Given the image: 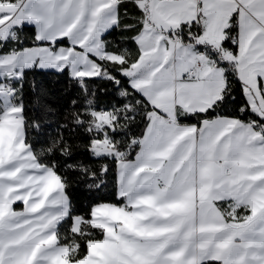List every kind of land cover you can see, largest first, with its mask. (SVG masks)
<instances>
[{"label": "crops", "instance_id": "0c3cea01", "mask_svg": "<svg viewBox=\"0 0 264 264\" xmlns=\"http://www.w3.org/2000/svg\"><path fill=\"white\" fill-rule=\"evenodd\" d=\"M67 1L80 10L73 28L78 31L83 29L81 35L86 28L88 31L83 37L66 38L70 46L64 47L62 53L55 50L61 54V59L51 57L53 64H70L69 58L81 51H88L94 59L118 65L124 63L122 55L105 51L101 41L102 36L118 23L117 1ZM198 1L138 0L135 3L138 9L144 11V28L135 41L139 57L124 74L129 78L133 90H150L152 103L167 112L168 116L162 119L152 113L153 126L145 129L147 137L143 135V143L139 145L135 158L121 161L116 193L123 199L124 206L99 204L92 208L90 225L101 229L104 236L99 241L88 242L86 257L76 261V264H224L225 259L232 264H255L256 261L264 264L261 255H257L258 252L264 255L262 238L245 233L244 240L240 239L246 227L255 225V231L264 228V139L246 125L243 126V133L235 131L237 127H242L235 119H220L208 124L218 132H215L216 137L208 138L196 125L178 124L172 115L174 105L183 114L203 112L219 100L224 87L216 65L205 61L203 56L185 57L183 61H178L175 49L179 47V42L174 34L169 35L170 31L174 33L181 25L195 20L199 15L204 29L199 42L215 43V47H219L224 40L223 33L229 17L238 4L234 0H204L199 8ZM240 5L244 7L241 15L258 21V18L250 17L247 1ZM22 21L29 23L22 14L7 36L0 39L10 38V33ZM248 41L251 43L252 39ZM239 52L240 49L237 56ZM92 53L96 55L92 56ZM24 54L19 58H5L0 61V68L6 71L13 63L19 64ZM177 64L180 67H174ZM191 67L196 76L188 80L187 72H192ZM170 70L173 77H179L181 72H185V75L158 85L161 76ZM99 71L100 67L91 63L86 65V70L78 71L75 75L81 78L98 76ZM194 81L196 86L191 85ZM210 82L211 88L217 89L219 95L216 94L204 106L203 100L211 97L212 90L202 85ZM107 115L98 114V121L105 122ZM19 129L18 119L6 117L0 122V145L3 148L0 162L3 161L2 156L13 155L10 151ZM214 140H220L223 149L219 155L212 150L217 155L216 164L204 159V151ZM244 142L247 144L244 145ZM236 143L244 148L237 146L232 150V145ZM245 156L247 164L243 162ZM35 169L41 188L55 193L57 197H52L46 206L44 202L38 205L35 202L36 205L30 209L23 202L20 213L11 210L8 217L2 219L0 224L7 226L6 231L11 239L0 241V261L3 264H69L66 261L69 248L59 246L55 234L57 224L68 210L61 193L62 184L46 167L36 165ZM216 202L224 204L228 221L214 205ZM239 208L248 209L249 215L237 219L236 211ZM48 217L51 220L45 222ZM81 223L79 219L72 220L71 231L78 233ZM18 240L28 243L17 245L15 242ZM17 248L23 250L25 255L10 259V253Z\"/></svg>", "mask_w": 264, "mask_h": 264}, {"label": "snow or ice", "instance_id": "6c2138e0", "mask_svg": "<svg viewBox=\"0 0 264 264\" xmlns=\"http://www.w3.org/2000/svg\"><path fill=\"white\" fill-rule=\"evenodd\" d=\"M17 2L18 0H9V3ZM19 2L22 6H26L23 4V0H19ZM123 2L124 0H122ZM132 2L136 3L137 0H132ZM137 11L140 18L143 19L144 11L142 9H137ZM248 11L256 17L264 15V0H254V3L248 6ZM125 13L127 14L126 8ZM242 13H244V7L238 4L236 11L229 17L227 28L223 33L224 40L221 41L218 48L199 42L204 30L199 15L195 20L181 25L174 33L170 31L169 35L175 34L179 42V47L175 49L178 61H183L185 57L203 56L205 61L216 65V71L220 73L224 81V89L220 92L219 100L205 108L200 114L202 122L212 124L215 120L236 119L252 131H258L264 138V113L256 110L260 103H264V72L256 73V89L253 94L248 90V86L237 71L236 56L242 39L240 20ZM133 27L143 30L144 25H131L128 26V29L131 30ZM32 32V25L22 21L18 25V31L10 33V39L5 38L0 41V61H4L7 57L19 58L21 54L34 50H43L52 56L57 55V51L54 50H59L61 53L65 51L63 36L45 41L37 30L36 34L30 35L26 42L23 34ZM139 35L140 31L132 39L137 41ZM10 42L15 47L9 48ZM75 47L78 45L74 46L73 50ZM167 50L168 46L165 44V51ZM223 52H228L233 59L231 61L224 60L221 55ZM95 55L92 53V56ZM69 59L70 64L48 68L45 67V57L40 55L23 56L19 64L13 63L6 71L4 68H0V122L6 117L18 119L20 129L17 131V138L13 140V143L22 140L24 147L30 152L34 151L37 144L41 145V152L46 151L49 157L48 162L42 163L60 179L64 186L63 199L68 204V210L65 213V220L57 226L58 230L65 221L79 219L83 222L90 219L91 208L96 207L98 203H107L102 197L97 199L100 191L107 187L110 176L114 182L119 183L121 161L125 160L137 145H142L143 140L132 135L129 127L122 126V120L130 119L135 122L139 116L142 121L147 122L146 128H151L153 126L152 113L162 119L168 116L167 112L152 103L153 94L150 90H136L133 93L137 96L136 104L144 106L142 113L134 110L132 104L126 102L129 93L128 89L124 87L123 76L117 77L108 73L103 64L98 62V58L97 61L92 60L88 51H81L77 56ZM91 63H97L105 75L83 78L75 75L78 71L86 70V65ZM174 67H180V65L177 64ZM30 72L35 75L55 77V89L49 92L45 85L37 83L35 75L29 80ZM185 72H181L179 77H173L170 70L161 76L158 85L165 84L170 79L182 78ZM124 73L127 74V70H124ZM193 75L194 73L187 72L189 80ZM98 81L106 82L111 87V91L109 92L108 88L97 89L95 85ZM61 85L65 87L62 89ZM230 86L232 87L230 88ZM202 87L210 90L211 82L208 85H202ZM102 93H107V98L111 103L104 105L98 103V97ZM26 96L30 98L26 100ZM120 98H124L125 102H122ZM237 100L240 101L238 108L232 109L231 106L236 104ZM218 107L224 109L225 112L235 111L238 114L222 116L217 112ZM176 108L177 106L174 105L172 115L174 119L178 120ZM104 113L108 114L110 123L98 121V114L103 115ZM129 113L132 114L129 115ZM184 115L192 117L197 113L185 112ZM61 117H63V121ZM53 130H55V135ZM147 134L146 131L144 137H147ZM125 137H131L127 145V152L120 147ZM70 174L75 177L78 182L77 187L82 189L85 194L84 206L89 208L87 217L82 213L74 214L72 212V197L67 193ZM22 204L23 201H14L13 211L16 209L22 211ZM6 227V225L0 224V241L6 238L11 239ZM70 229L71 225L69 224V232ZM254 229L255 225L246 227L240 234L241 241L244 240L245 233L251 236H260L264 241V228L259 231ZM87 234L91 235L92 233ZM61 235L64 240L70 239L67 233H61ZM15 243L26 245L28 241L18 240ZM86 243L77 244L76 258L70 260L69 264H76L77 260L86 257ZM57 244H59V237ZM262 251H264V243H262ZM24 255V251L17 248L16 251L10 253V259ZM257 255H261L264 259V255L261 253L258 252ZM0 264H3V261H0ZM224 264H232V262L225 259ZM255 264H259V261H256Z\"/></svg>", "mask_w": 264, "mask_h": 264}, {"label": "rangeland", "instance_id": "374dc122", "mask_svg": "<svg viewBox=\"0 0 264 264\" xmlns=\"http://www.w3.org/2000/svg\"><path fill=\"white\" fill-rule=\"evenodd\" d=\"M203 1L204 0L198 1L199 8H201V4L203 5ZM215 1L217 2V0ZM234 1L235 4L239 5L241 2L246 1L249 5H252L254 3V0ZM23 4H25L26 6H22L19 0L13 5L0 2V14H2L0 15V38H4L7 36L8 32L11 30L13 23H16L22 16V14H24L29 24L35 26L36 32L37 30H39L40 36L45 41L55 40L57 37L60 36H63L68 40L75 38L76 36L83 37L85 32L88 31V29L86 28V31H84L81 35L80 32H82L83 29L78 31L77 28H73L75 26V22H77L80 16V10H76V8L67 0H23ZM249 15L250 17L253 16L251 13ZM256 18H258V21H253L251 18H248L244 15L240 16L242 39L240 43V52L236 58V63L238 65L237 71L240 77L245 81V84L248 86V90L253 94H255L256 89V73L258 71L264 72V15H260ZM247 38L249 40L252 39L251 43H249V41L247 42ZM214 44L212 45L213 47L217 45ZM36 55L45 57V67L48 68L56 66L55 64H53L54 60L61 59V54H57L55 57H53L43 50H39V52L37 53L28 52L24 54V56ZM51 57H53V61ZM230 58L233 59L232 56ZM191 70L194 73L193 76L195 77L196 74L194 68L191 67ZM216 79L217 78H215L214 81H216ZM191 85L196 86V82H191ZM211 90V97L203 100L202 104L204 106H207L208 103L211 102L213 98H215L216 94L219 95L217 89L211 88ZM256 99H258V97H256ZM256 110L261 113H264V103H260L259 107ZM109 121L110 119L107 115V117H105V122ZM243 126L244 125H242V127H237L235 131H240L243 133ZM201 132L205 133L204 136L210 138L216 137L215 132H217V130H215L213 126L212 128L210 126H206L204 129H201ZM244 135L245 136H243V138L244 140H246L247 135L245 133ZM245 142L244 145L247 144ZM249 145L251 146V144ZM232 146V150L236 149L237 146L240 149L244 148L243 145L240 143L233 144ZM18 147L21 148L19 149ZM221 147L222 142H220V140L212 141L211 146L204 151L205 161L213 162L216 164L215 159L217 158V155H219V153L223 151ZM212 150H216L218 154L216 155V152L215 154H213ZM2 151L3 148L0 145V152ZM10 152L13 155L11 157L2 156L1 159L3 158V161L0 162V222L2 221V219L8 217L11 210L13 211L14 201L26 202L27 206L30 209V207L32 205H36V203L38 205L44 202L46 206L50 204L52 197L54 199L57 197L55 193L51 194L49 190L44 191L41 188V184L37 179V173L35 169L36 165L38 164L34 160L31 152L26 150L22 140H20V142L15 143L14 147L11 149ZM246 158L247 157L245 156L243 160L245 164H247ZM263 176L264 171L262 173V179ZM263 185L264 184H262V186ZM61 193L63 196V192ZM263 195L264 189L262 187V198ZM13 212L18 214L21 212V210L16 209ZM50 220L51 219L48 217L46 218L45 222Z\"/></svg>", "mask_w": 264, "mask_h": 264}, {"label": "trees", "instance_id": "16d2710c", "mask_svg": "<svg viewBox=\"0 0 264 264\" xmlns=\"http://www.w3.org/2000/svg\"><path fill=\"white\" fill-rule=\"evenodd\" d=\"M117 1V6L119 5V8H117L118 12V23L116 27L112 28L109 32H107L105 35L102 36L101 41L104 44V49L107 52H112V53H118V55H122L124 57V63L121 65L115 64V63H110L105 60H98V62L103 64V67L107 69L108 73H111L117 77L123 76L124 79V87L128 89V96L126 98V102H130L133 106L134 110H138L141 113L144 110V106L142 104L137 105L136 100L137 96L133 95L135 90H133L130 85H129V78L125 76L124 70H127L130 65L135 62L138 57H139V50L138 47L135 43V41L132 39L134 36L137 35L139 30L138 28H131V30L128 29V26L131 25H139L143 24L144 22V16L143 19L140 18V14L137 11L138 7L135 5V3L132 2V0H124L122 3V0H116ZM138 1V0H137ZM198 1V0H197ZM1 3H8V4H13L9 3V0H0ZM199 4V3H198ZM125 8L127 9V14L125 13ZM135 17V18H133ZM33 27V32L31 34L25 33L23 34L26 42L27 39L30 35H35L36 34V29L34 26ZM181 27V26H180ZM179 27V28H180ZM178 28V29H179ZM177 29V30H178ZM15 31H18V27L15 29ZM175 35V34H174ZM176 36V35H175ZM10 39V38H9ZM0 41H3L0 39ZM70 44L68 40L65 38V45L63 47H69ZM9 48L15 47L11 42L8 44ZM222 58L224 60L231 59V55L228 56L224 52L221 54ZM226 56L227 58H225ZM93 61H97V59L92 58ZM97 64V63H96ZM35 75V73L30 72L28 79L31 80L32 77ZM105 75V73L102 72V69L100 67L99 75ZM35 79L37 83H42L45 85L49 92L53 91L56 87V79L53 76H44V75H35ZM62 89L65 87L64 85L60 86ZM97 89L101 88H108V91H111V87L103 81H98L97 84L95 85ZM232 86H230L231 88ZM224 89V87H223ZM27 92V89H26ZM62 95V93H61ZM227 95V93H226ZM30 98L26 96V100ZM122 102H125L124 98H120ZM98 103L100 105L108 104L111 103L110 99L107 98V93H102L98 97ZM240 104V101L237 100L236 104L232 105V109L238 108ZM177 115L179 116V119L176 120L178 124L181 125H196L198 129H200V125L202 123L201 113H197L196 116L192 117H185V115L176 108ZM217 112H219L222 116H228V115H237L235 111H228L225 112L224 109L217 108ZM132 113H129L131 115ZM215 115V114H214ZM205 119H211V118H205ZM61 120L63 121V117H61ZM236 120V119H235ZM237 124L241 126L242 124L238 121ZM146 121H142L141 117H137L136 121L133 122L130 119H125L122 120L121 124L122 126L129 127L131 129L132 135L136 136L138 139H142L145 129H146ZM250 123V122H249ZM258 134L259 132L256 131ZM53 134L55 135V130H53ZM260 135V134H259ZM261 136V135H260ZM131 137H125L124 140H122L120 147L124 149L125 152L128 151L127 145L130 141ZM264 139V138H263ZM35 143V141H32ZM41 145L37 144L34 151L31 152L34 160L36 163L40 166H44V163L42 162H48V154L47 152H41ZM139 149V145H137L132 151L131 154L127 156L125 160L122 161H132ZM98 167V166H97ZM60 180V179H59ZM61 182V181H60ZM62 184V183H61ZM78 182L75 180V177L72 176L71 174L69 175L68 179V185L69 187L67 188V193L72 197V212L74 214H79L82 213L87 217L89 213V208L84 206V201H85V194L82 191V189H79L77 187ZM63 192H64V186L62 184ZM104 198L107 203H102V204H114L118 207H123L124 206V201L123 199L119 198L117 199V193H116V182H114L112 176L109 177V182L106 188L102 189L99 193V197L97 198ZM91 204V202H89ZM101 203H98L99 205ZM216 208L222 213L225 221H228V218L225 215V210H224V204L220 202L214 203ZM92 210V208H91ZM250 211L245 208H239L236 211V218L237 219H243L249 215ZM65 220V217L61 220ZM60 221V222H61ZM60 222L57 224L60 225ZM69 224L72 226V220L65 221V223L59 228L56 226L55 234H56V240L59 237V246H67L69 248V254L66 257V261L70 262V260L76 258L77 255V244L78 243H85V242H90V241H99L103 238L104 232L101 229L95 228L90 225V219H86L83 221L80 225V229L78 233H73L70 229V232L68 231V226ZM86 230V231H85ZM61 233H67L70 237L69 240H64L63 235ZM87 233H92L91 235H88ZM86 243V246H87ZM78 261V260H77ZM205 264H220L219 262H208Z\"/></svg>", "mask_w": 264, "mask_h": 264}, {"label": "water", "instance_id": "95a60500", "mask_svg": "<svg viewBox=\"0 0 264 264\" xmlns=\"http://www.w3.org/2000/svg\"><path fill=\"white\" fill-rule=\"evenodd\" d=\"M225 58H227L226 56H224ZM228 61H231V59H228ZM208 125V123H201L200 125V129H204L206 126Z\"/></svg>", "mask_w": 264, "mask_h": 264}, {"label": "built area", "instance_id": "2783aa9c", "mask_svg": "<svg viewBox=\"0 0 264 264\" xmlns=\"http://www.w3.org/2000/svg\"><path fill=\"white\" fill-rule=\"evenodd\" d=\"M226 55H228V56H230L229 54H228V52H224ZM189 80V79H188ZM191 80H193V77H192V79ZM157 182H159V183H162L160 180H157Z\"/></svg>", "mask_w": 264, "mask_h": 264}]
</instances>
